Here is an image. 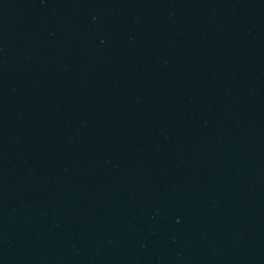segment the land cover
Segmentation results:
<instances>
[{"label":"water","instance_id":"95a60500","mask_svg":"<svg viewBox=\"0 0 264 264\" xmlns=\"http://www.w3.org/2000/svg\"><path fill=\"white\" fill-rule=\"evenodd\" d=\"M0 264H264V0H0Z\"/></svg>","mask_w":264,"mask_h":264}]
</instances>
